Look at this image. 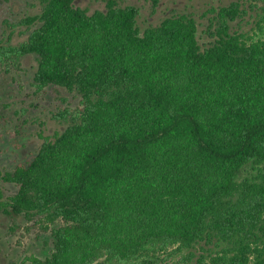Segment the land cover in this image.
<instances>
[{
  "label": "trees",
  "instance_id": "1",
  "mask_svg": "<svg viewBox=\"0 0 264 264\" xmlns=\"http://www.w3.org/2000/svg\"><path fill=\"white\" fill-rule=\"evenodd\" d=\"M213 11L203 46L192 15L142 32L133 5L45 0L27 40L0 46L37 54L38 90L81 96L31 161L0 170L18 186L0 211L53 237L31 264H264V11L254 34L231 31L239 1Z\"/></svg>",
  "mask_w": 264,
  "mask_h": 264
},
{
  "label": "rangeland",
  "instance_id": "2",
  "mask_svg": "<svg viewBox=\"0 0 264 264\" xmlns=\"http://www.w3.org/2000/svg\"><path fill=\"white\" fill-rule=\"evenodd\" d=\"M105 0H77L78 5L94 10H105ZM119 5L139 8L138 26L143 32L149 24L157 25L169 13L192 15L199 24L198 38L205 46L213 40L214 8L239 1L241 15L231 21V31L254 34L264 11V0H117ZM1 2V0H0ZM43 0H9L0 3V46H19L27 40L31 29L22 20L41 12ZM258 35H254L258 38ZM263 36V35H262ZM38 56L30 53L16 58L0 56V170L12 171L20 162L31 161L45 135L62 131L67 122L59 115L65 107L79 105L77 91L57 85L38 90L35 73ZM18 186L0 179V191L5 197L14 194ZM50 230L41 227L37 218L0 211V264H31L28 256L46 258L53 250ZM176 259V260H175ZM102 264V263H95ZM164 264V263H162ZM165 264L187 263L176 256Z\"/></svg>",
  "mask_w": 264,
  "mask_h": 264
},
{
  "label": "flooded vegetation",
  "instance_id": "3",
  "mask_svg": "<svg viewBox=\"0 0 264 264\" xmlns=\"http://www.w3.org/2000/svg\"><path fill=\"white\" fill-rule=\"evenodd\" d=\"M2 1H4V2H7V1H9V0H1V2L0 3H2ZM115 2H116V4L117 5H119V3H118V1L117 0H114ZM105 2V6H106V9H107V5H108V0H105L104 1ZM154 2H156V3H158L156 6H155V9H157V7H159L158 5H160V0H153V3ZM74 3H75V5L76 6H79V7H81V8H85V9H87V7H84V6H82V5H78L77 4V0H74ZM44 4H45V0H43V7H44ZM121 6V5H120ZM133 6H135V5H133ZM43 7H42V9H43ZM136 8H138L137 6H135ZM105 9V10H106ZM97 10V9H96ZM103 10V9H102ZM42 11V10H41ZM95 11V10H94ZM172 11V10H171ZM171 11L169 12V13H167L165 16H164V18H162V20H161V22L165 19V18H167V17H172V16H175V15H185V13H178V14H174V13H171ZM93 12V11H92ZM139 14H140V10H139V8H138V16H139ZM138 16H137V21H138ZM160 22V23H161ZM159 23V24H160ZM151 25H154V24H149L148 26H151ZM158 25V24H157ZM147 26V27H148Z\"/></svg>",
  "mask_w": 264,
  "mask_h": 264
}]
</instances>
